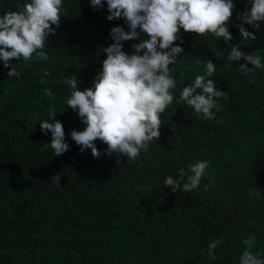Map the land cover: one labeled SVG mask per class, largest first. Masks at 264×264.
I'll use <instances>...</instances> for the list:
<instances>
[{"label":"trees","instance_id":"trees-1","mask_svg":"<svg viewBox=\"0 0 264 264\" xmlns=\"http://www.w3.org/2000/svg\"><path fill=\"white\" fill-rule=\"evenodd\" d=\"M30 2L0 0V16ZM102 3L94 8L90 0H62L60 24L52 25L55 34L46 39L49 58L34 56L26 67L9 61L19 78H8L0 61V264H239L248 238H254L251 251L264 259V69L244 74L243 59L228 60L236 46L264 63V23L243 25L256 36L253 41L241 38L235 26L243 23L239 16L250 10V0H233V39L227 44L180 29L174 46L183 51L170 65L175 99L161 114L159 140L134 162L107 156L100 140L95 146L101 155L93 158L70 136L86 125L67 108L71 89L62 80L75 75L78 90L92 87L106 58L103 49L113 43L111 29L129 31L123 18L107 19ZM147 38L140 32L138 39L123 41L122 50L134 54L132 46ZM208 60L216 64L215 86L227 93L212 120L176 103ZM50 105L69 146L59 156L45 146L51 134L39 127L51 119ZM198 160L209 166L197 190L172 193L165 187L166 176L175 179ZM221 239L214 256L208 255L209 242Z\"/></svg>","mask_w":264,"mask_h":264},{"label":"clouds","instance_id":"clouds-1","mask_svg":"<svg viewBox=\"0 0 264 264\" xmlns=\"http://www.w3.org/2000/svg\"><path fill=\"white\" fill-rule=\"evenodd\" d=\"M250 3V10L239 16L243 23L235 26L241 38L253 41L256 36L243 25L258 28L264 23V0H250ZM90 4L94 8L103 7L102 0H90ZM106 4L107 19L123 18L129 31L119 26L111 29L113 43L103 49L106 58L92 87L78 90L79 81L75 75L65 76L62 80L71 89L66 100L67 108L76 112L86 125L81 131L72 130L70 136L81 152L91 149L93 158L101 155L95 146V141L100 140L107 145V156L116 153L117 157L123 156L134 162L141 152L148 150L150 143L159 140L163 124L161 114L175 99L172 89L176 87V80L170 65L176 63L178 54L183 51L182 47L174 46V42L180 39V29L205 38L209 35L223 38L227 44L233 39L228 23L234 3L233 0H106ZM62 10V0H31L24 4L22 11H7L0 16V61L9 69L8 78L21 76L16 66H9L10 60L23 61L26 67L34 56L39 60L49 58L44 50L46 39L49 34H55L52 25L59 26ZM140 32L148 38L132 46L134 54L125 53L122 42L138 39ZM241 59L245 63L239 64V71L244 74L252 68L264 69L259 55L245 54L238 47H231L228 60L239 62ZM248 64L252 67L249 68ZM215 72L216 64L208 60L204 73L196 75L191 84L183 87L176 103L183 102L205 120L214 119L215 113L222 108L218 99L227 96L215 86L211 78ZM43 75L46 77L49 73L44 71ZM41 83L47 81L42 77ZM44 91L54 99L51 89L45 88ZM48 115L51 119L39 123L40 131L51 134V142L45 146L59 156L67 152L69 146L65 142L63 124L55 119L54 105H50ZM208 166V161L198 160L188 166L187 173L180 169L175 179L166 176L164 185L172 193L197 190ZM51 179L60 182L59 175ZM249 194L260 197L254 189H250ZM222 242V239L211 240L207 246L208 255L214 256L213 250ZM253 243L254 238L243 241L245 249L239 264H264V259L251 251Z\"/></svg>","mask_w":264,"mask_h":264}]
</instances>
